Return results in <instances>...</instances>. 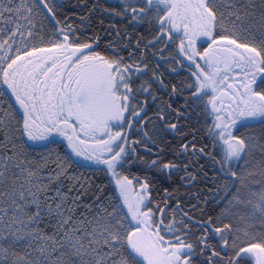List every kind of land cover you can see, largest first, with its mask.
<instances>
[{
    "label": "snow or ice",
    "instance_id": "obj_1",
    "mask_svg": "<svg viewBox=\"0 0 264 264\" xmlns=\"http://www.w3.org/2000/svg\"><path fill=\"white\" fill-rule=\"evenodd\" d=\"M65 7L0 0V264H264V0Z\"/></svg>",
    "mask_w": 264,
    "mask_h": 264
},
{
    "label": "trees",
    "instance_id": "obj_2",
    "mask_svg": "<svg viewBox=\"0 0 264 264\" xmlns=\"http://www.w3.org/2000/svg\"><path fill=\"white\" fill-rule=\"evenodd\" d=\"M63 2L66 5L65 9L63 10V15L72 17V19L74 20V22L79 23L78 19H76V17L73 16V5H77L78 2H79V0H63ZM106 2H109L110 3L111 0H106ZM108 23L109 22L106 20L105 23H104V25L101 26L99 24L98 19L94 18L93 19V23H92V27H93L94 31L96 32V34H98V35H100L102 37L103 34H104V32H105V29H107V27H108ZM115 23L117 25H119L121 28H125V27L130 28V24H127L126 22L122 21L119 18L116 19ZM138 31H142V29H139ZM110 32H111V29H109V33ZM183 126H184L185 131L187 133H189L188 136H187V138H186V140H190L191 139L190 132H191V129L193 127H197V128L200 127L197 124L195 117H193V119L189 120L187 122V124H184ZM166 135H167V141L166 142L167 143H170L172 145L173 150H175L178 147V145L182 142V140L185 139L184 137H180L179 135L173 134V133H171V134L168 133ZM204 137H205V134H204L203 131H201L200 132V135L198 136L197 139H198V141L199 140H203ZM141 152L143 154L144 150H141ZM157 155H159L158 150H156V151L153 152L152 158H155V156H157ZM162 158L165 159V160L172 158L171 153H169L166 150V153H165L164 157H162ZM189 162L191 164H193V165H196V161L195 160H192L191 158L189 159ZM199 163L200 164H203V165H207L208 164V161H207V159H200ZM133 171H137V169H134ZM196 171L199 172L200 169L197 167L196 168ZM150 175H151V173H150ZM182 176H183V173H180L179 175L174 176L171 181H168V180L162 181L161 182V185H162V187H169L170 190L178 189V193L177 194L181 198H184L186 196V194H187V199L184 200L185 204H187L188 199H191L192 200V203L195 204L197 202L196 201V197H195V193L197 192V190L203 191L204 185L199 180H197L196 182H194L192 185H186L185 183H183L181 181V177Z\"/></svg>",
    "mask_w": 264,
    "mask_h": 264
},
{
    "label": "flooded vegetation",
    "instance_id": "obj_3",
    "mask_svg": "<svg viewBox=\"0 0 264 264\" xmlns=\"http://www.w3.org/2000/svg\"><path fill=\"white\" fill-rule=\"evenodd\" d=\"M106 32H109V28L107 27V29H105V32H104V34H103V36L101 37L102 38V40L104 41V43L102 44L103 46L102 47H104V46H107V42H108V40L109 39H111L113 42H116L117 41V36L116 35H105V33ZM169 134H171V133H169ZM173 134H175V133H173Z\"/></svg>",
    "mask_w": 264,
    "mask_h": 264
}]
</instances>
